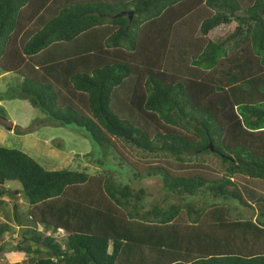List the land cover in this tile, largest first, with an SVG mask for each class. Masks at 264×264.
I'll use <instances>...</instances> for the list:
<instances>
[{
    "label": "trees",
    "instance_id": "trees-1",
    "mask_svg": "<svg viewBox=\"0 0 264 264\" xmlns=\"http://www.w3.org/2000/svg\"><path fill=\"white\" fill-rule=\"evenodd\" d=\"M0 69L103 154L90 175L0 147V206L8 183L29 203L22 264H264V0H0ZM111 156L181 203L146 210Z\"/></svg>",
    "mask_w": 264,
    "mask_h": 264
},
{
    "label": "rangeland",
    "instance_id": "rangeland-1",
    "mask_svg": "<svg viewBox=\"0 0 264 264\" xmlns=\"http://www.w3.org/2000/svg\"><path fill=\"white\" fill-rule=\"evenodd\" d=\"M234 26L235 24L218 29L213 37L232 31ZM20 82L17 76L4 73L0 69V147L20 149L49 171L87 166L91 169L89 174L93 175L94 171L103 170L97 163L103 155L101 148L97 147L84 131L74 126H63L57 123L30 99L21 96L17 92ZM13 93L15 97L11 96ZM121 150L127 160L137 162L141 170L149 166L152 168L160 162L158 156L137 151L129 146L122 147ZM202 159L217 170L220 168L221 164L216 157L206 155ZM107 160L111 161L109 165L113 164L117 168V172H113L116 180L130 185L134 190L145 189L146 210L151 209L154 204L181 203L177 201V198L166 194L159 177H147L140 182L134 181L131 178V169L126 164L121 168L117 162H112V156ZM143 163L148 164L142 165ZM5 187L11 192L4 196L3 204L0 206V223L9 224L11 231L0 242V264H22L25 255L13 251L14 247L21 242L22 228L16 221V217L23 224H27L29 203L21 193L20 184L8 183ZM52 236L61 243L66 240L63 232L52 233ZM28 244L29 242L26 243Z\"/></svg>",
    "mask_w": 264,
    "mask_h": 264
},
{
    "label": "water",
    "instance_id": "water-1",
    "mask_svg": "<svg viewBox=\"0 0 264 264\" xmlns=\"http://www.w3.org/2000/svg\"><path fill=\"white\" fill-rule=\"evenodd\" d=\"M115 17H126V18H129L130 21L133 20V17H134V12L133 11H126V12H122V13H119L117 14ZM209 149L214 152L215 149L213 147L212 144L209 145Z\"/></svg>",
    "mask_w": 264,
    "mask_h": 264
}]
</instances>
